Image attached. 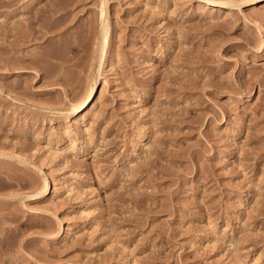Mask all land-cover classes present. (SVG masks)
<instances>
[{
	"label": "rangeland",
	"instance_id": "obj_1",
	"mask_svg": "<svg viewBox=\"0 0 264 264\" xmlns=\"http://www.w3.org/2000/svg\"><path fill=\"white\" fill-rule=\"evenodd\" d=\"M223 1L0 0V264H264V2Z\"/></svg>",
	"mask_w": 264,
	"mask_h": 264
},
{
	"label": "bare ground",
	"instance_id": "obj_2",
	"mask_svg": "<svg viewBox=\"0 0 264 264\" xmlns=\"http://www.w3.org/2000/svg\"><path fill=\"white\" fill-rule=\"evenodd\" d=\"M199 1L202 4H205V6H217V7L230 6V7H232L233 5H236V4H232V3H229V2H226V1H223V0H199ZM262 2H264V0H247L246 4L256 5V4L262 3ZM102 18H103V16H102ZM256 25H257V27L259 29H262V26H261V24L259 22H256ZM109 32H110V34H112V32H113L111 27H109ZM105 43H108V47H106V46L104 47V49H103L104 53H106L107 52V48H109L111 46V38L106 37ZM96 90H97L96 84H94L92 86L91 90L89 91V94L85 98V100H83L79 105L74 106L72 119L77 120V118L80 115L84 114L91 106H93L94 100H95V98L97 96V91ZM67 121H69V119ZM42 190L44 191V189H42ZM39 195L40 194H34L32 196L36 197V196H39ZM64 229H65L64 234H65V238H66V237H68V230H66L65 227H64Z\"/></svg>",
	"mask_w": 264,
	"mask_h": 264
}]
</instances>
